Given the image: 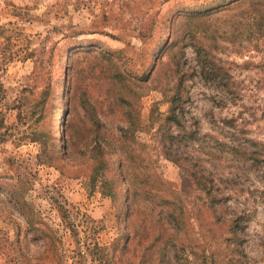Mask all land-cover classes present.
Here are the masks:
<instances>
[{
	"label": "rangeland",
	"instance_id": "rangeland-1",
	"mask_svg": "<svg viewBox=\"0 0 264 264\" xmlns=\"http://www.w3.org/2000/svg\"><path fill=\"white\" fill-rule=\"evenodd\" d=\"M37 39L62 56L50 77L62 149L41 122L37 142L25 126L0 139V264H264V0H0V46ZM30 59L8 63L10 86ZM107 60L127 75L126 109L139 114L141 130L122 143L130 161L115 149L129 123L116 107L107 114ZM84 104L113 148L99 174L80 152Z\"/></svg>",
	"mask_w": 264,
	"mask_h": 264
},
{
	"label": "trees",
	"instance_id": "trees-1",
	"mask_svg": "<svg viewBox=\"0 0 264 264\" xmlns=\"http://www.w3.org/2000/svg\"><path fill=\"white\" fill-rule=\"evenodd\" d=\"M261 16L263 17V15ZM37 41V44L32 47L31 40H29L28 44L26 42L24 46H19L14 53H12L11 48L8 45L2 44L0 46L1 140L19 135L20 126H25L23 130L24 137L28 140L30 139L33 142H37L41 136H39V133H36L33 128L40 122L46 127L43 130L45 135L43 137H47V139L50 140H55L53 130V119L55 117L54 106L53 104H50V100H53L56 97V91L54 92V85L50 83V77L51 73L55 74V71L58 68V63H60L62 56L59 57L57 52L58 49L55 44H47L44 40L40 39H37ZM73 52V54L71 53L72 57L76 56L78 51L75 49ZM16 57H18L21 61L29 60L33 57L30 59V62H32V68L31 71L24 76V81L20 80V82H17L15 86H10V82H8V78L6 76L7 65L10 61L16 60ZM72 57L69 59V62L66 63L65 69L67 71L71 67L73 60ZM106 62V65L112 69V72H110L109 76L107 77L108 81L106 82L109 85L107 94H112V96L107 97V114L111 113L113 107H116V110L119 112V114L124 115L126 117V121L129 123L127 127L120 128L119 132L121 136V142L119 141L120 144L115 146V149L120 153H123L126 159L130 161V158L132 157L128 156L124 152L125 145L122 146V143L134 141L136 137L135 134L141 130L139 114L137 112L136 114L135 112L131 113L128 111V109H126L129 107V102L125 98V88L128 83L127 75L118 70L112 61L107 60ZM104 72L106 73L107 71ZM137 97L139 98L140 96L136 93V98ZM83 108L85 115V128L83 129L81 135L83 144L81 146L82 148H80V152L88 151L93 153V158L96 160L97 164L96 171L98 174L103 173V171L107 170L108 168V160L105 157H108L107 155L113 153V148L111 150V145L109 141L106 140L107 138L105 137V133H107V129L104 123H102L100 120L97 108L91 104H84ZM9 118H12V120L8 121ZM167 119L171 122H177V118H175L174 114L168 116ZM233 120L234 119L227 120L226 123L233 127ZM101 129L105 132L103 133V137L100 136ZM67 147L70 146L68 145ZM120 164L122 167L121 174L122 176L123 174L125 176L129 165L122 160L120 161ZM194 177L198 188L209 198L208 203L212 215L214 214L217 222L221 221V218H219L218 214L216 213V206H218L220 200L217 199L216 194L213 193V180L211 178L208 179V175L202 174L201 172L194 174ZM201 178H204V181H202ZM126 179L132 183L133 178ZM131 196L132 191L129 188L126 197L130 198ZM175 216L176 215L173 212L170 213L172 222L177 223V221H175ZM238 218L239 217H234L233 219L229 220L228 230L231 233L233 239L237 238L238 229H240ZM172 228L174 227L172 226ZM164 230L165 229H163V231ZM165 231L167 232V230ZM159 235L160 230L158 232L156 231L155 234L152 235L150 245L156 241Z\"/></svg>",
	"mask_w": 264,
	"mask_h": 264
},
{
	"label": "bare ground",
	"instance_id": "bare-ground-1",
	"mask_svg": "<svg viewBox=\"0 0 264 264\" xmlns=\"http://www.w3.org/2000/svg\"><path fill=\"white\" fill-rule=\"evenodd\" d=\"M75 50V47H71L70 48V50H69V52L67 53V57H65L66 59L63 61V64H62V66H61V69L62 70H64V68H65V66H66V63L68 62V60H69V57L68 56H70L71 55V53L73 52ZM65 79V74L63 73V78H62V80H64ZM64 86H62V92H61V96H62V98H64ZM63 101V100H62ZM61 109H62V106H61ZM63 110V109H62ZM62 112V111H61ZM61 114L59 113V116H60ZM53 123L55 124V130H54V133H55V140H59L58 142H59V146H60V148L62 149V142H60L61 141V136H60V134H59V118L58 119H56L55 118V120L53 121Z\"/></svg>",
	"mask_w": 264,
	"mask_h": 264
}]
</instances>
